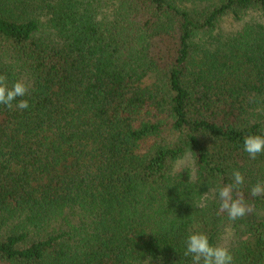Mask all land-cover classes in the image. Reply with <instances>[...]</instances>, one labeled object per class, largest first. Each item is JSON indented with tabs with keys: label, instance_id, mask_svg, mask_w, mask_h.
Returning <instances> with one entry per match:
<instances>
[{
	"label": "trees",
	"instance_id": "obj_1",
	"mask_svg": "<svg viewBox=\"0 0 264 264\" xmlns=\"http://www.w3.org/2000/svg\"><path fill=\"white\" fill-rule=\"evenodd\" d=\"M0 75L29 85L0 105V264H192L194 231L264 264V0H0Z\"/></svg>",
	"mask_w": 264,
	"mask_h": 264
},
{
	"label": "clouds",
	"instance_id": "obj_2",
	"mask_svg": "<svg viewBox=\"0 0 264 264\" xmlns=\"http://www.w3.org/2000/svg\"><path fill=\"white\" fill-rule=\"evenodd\" d=\"M29 85L22 80H16L9 87L7 77L0 75V105L8 109L14 107L25 110L29 107ZM243 150L251 159H255L264 153V135L252 134L244 137ZM233 182L215 189L213 195L219 200L220 211L227 214L229 221H236L244 217L249 208L240 195V189L244 184V176L239 170H233ZM209 189V192H212ZM208 193L203 194L207 196ZM253 197L264 195V182H257L250 189ZM184 256H191L192 264H233V255L226 246L209 242L208 236L199 231H194L187 236Z\"/></svg>",
	"mask_w": 264,
	"mask_h": 264
},
{
	"label": "rangeland",
	"instance_id": "obj_3",
	"mask_svg": "<svg viewBox=\"0 0 264 264\" xmlns=\"http://www.w3.org/2000/svg\"><path fill=\"white\" fill-rule=\"evenodd\" d=\"M192 163V158H191V155H186L178 164H177V170H180V169H182V168H184V167H187V166H189L190 164ZM248 206V208H249V212L247 213V214H250L251 212H254L253 211V209L249 206V205H247ZM246 214V215H247ZM259 215H261V216H263V214H260L259 213ZM226 231H229V228L227 227L226 229H225ZM225 244V243H224Z\"/></svg>",
	"mask_w": 264,
	"mask_h": 264
}]
</instances>
